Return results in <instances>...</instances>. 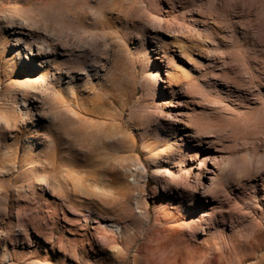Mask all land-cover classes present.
<instances>
[{"label": "rangeland", "instance_id": "1", "mask_svg": "<svg viewBox=\"0 0 264 264\" xmlns=\"http://www.w3.org/2000/svg\"><path fill=\"white\" fill-rule=\"evenodd\" d=\"M171 2L0 0V264H264V168L224 203L206 192L210 157L261 158L264 135L206 158L215 136L190 122L223 110L214 91L263 107L264 0ZM41 42L45 69L27 64ZM162 49L177 66L157 107Z\"/></svg>", "mask_w": 264, "mask_h": 264}, {"label": "bare ground", "instance_id": "2", "mask_svg": "<svg viewBox=\"0 0 264 264\" xmlns=\"http://www.w3.org/2000/svg\"><path fill=\"white\" fill-rule=\"evenodd\" d=\"M150 1L152 2V4L156 5L155 2L157 0H150ZM165 2H167L168 8H170L169 10L174 9L171 0H165ZM156 6L160 8L159 3ZM25 43L27 44L26 48L29 50H32L31 43L28 41H25ZM177 47H178L180 57H183L188 61L189 55L187 54V51H186L187 47L181 44H177ZM16 52H17V49H15V53ZM162 52H163V55L161 57L162 58L161 61H166V65L163 66L165 68L164 69L165 77L161 79V81L164 84L162 88L163 92H160L155 88V83H156L155 79L148 80L149 95H151L152 97H155L154 95H156L158 97V100L155 104L157 107L160 106V102H161L160 99L164 97V95L165 97H168V98L173 97L174 90L172 88V85L174 84V79H175L173 69L174 67L176 68L177 66V62L173 54H169L167 49H162ZM29 54H30V57L27 60V64L32 65L34 67L35 65H41V68L43 69H45L46 66L49 65L50 62L56 56L54 47H52V45L50 44H45L44 42L37 44L35 52L30 51ZM156 67H158V65ZM220 75L223 76L225 79H227V81L240 83L234 77H231L230 74H228V72L225 70H223L220 73ZM166 89H168V92L165 91ZM186 91L187 93H193V92L199 93L201 96L205 98L215 92L216 99H213L215 101H212V102L218 108L223 109L221 111L211 113V114L206 113V112H202L199 114L197 113V114H193L190 117V122L194 123L193 127L195 126L193 132L197 134L200 140L209 135L215 136V139H216L215 142H211V141L206 142L207 147L205 148L203 152L204 153L203 155H205L206 158H209L210 153H212L210 152L209 147L214 148L218 152L222 150H226L227 148L235 149L237 147V144L241 140L247 144L248 141H245L247 137L251 138V137H258L260 134L264 135V132H260L257 130L258 125L264 124V105L260 109H252L249 111L244 110V111L235 112L232 110V106L224 102L225 101L224 98L219 94L218 91H214V92H211L210 90L202 91L199 88V86L194 82H190L187 84ZM192 101H194V99ZM179 105H180V102H179ZM239 108L240 106H237V107H234L233 109L239 110ZM224 138L231 139L229 140L228 146L225 145ZM253 152L254 154L247 153L239 158H236L230 164H225L224 159L222 157H219L218 155H213L212 157H210L211 167L208 169V172H209L208 183L209 184L206 189V192L208 193V195H211L210 197L212 201L218 204L228 201L227 198L225 200L224 199L221 200L220 197L225 196L224 194L228 196L227 188H228V185L232 183L231 180L233 178L234 180H236V183H233L232 185L241 186L243 180H249L252 174L264 168V155L261 156V158H259L256 155L257 152L256 151H253ZM230 171H233L234 174L237 173V176L233 177L232 175V178H231L230 177L231 175L229 174ZM46 184L48 183L46 182ZM183 227L185 229L188 228L187 222L183 225ZM174 233H175L174 236H177V237L178 235L181 234V232L178 229H174ZM165 251L171 254V251H169L168 249H164V252L162 253H165ZM157 259H158V262L161 261V256H159L158 254H157ZM191 264H205V263L203 261H198L196 263H191Z\"/></svg>", "mask_w": 264, "mask_h": 264}]
</instances>
